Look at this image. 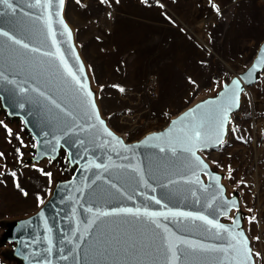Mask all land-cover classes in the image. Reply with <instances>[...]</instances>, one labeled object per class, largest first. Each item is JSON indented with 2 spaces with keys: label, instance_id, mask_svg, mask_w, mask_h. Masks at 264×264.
Listing matches in <instances>:
<instances>
[{
  "label": "water",
  "instance_id": "obj_1",
  "mask_svg": "<svg viewBox=\"0 0 264 264\" xmlns=\"http://www.w3.org/2000/svg\"><path fill=\"white\" fill-rule=\"evenodd\" d=\"M10 3L12 8L0 4V30L12 33L29 47L25 49L0 36V73L7 77L0 79L2 106L9 115L19 117L35 138V161L56 159L63 153L70 168L76 166L73 176L56 185L52 197L35 215L8 225L5 237L17 243L18 255L25 263L172 264L167 243L180 239L188 243L177 244L174 264H243V248L237 244L240 237L233 236L242 233L250 248L248 237L237 220L224 222L238 202L225 197L220 177L199 155L220 144L214 142L213 135L207 146L188 151L183 129L230 95L232 82L238 80L242 91L239 106L228 113L230 120L240 107L242 92L254 82L260 61L230 80L215 97L183 110L163 129L129 143L115 134L99 113L72 31L64 19L65 0L62 5L59 0L51 4L46 0L40 4L36 0ZM21 87L28 89L27 94L20 92ZM186 113L191 116L182 121ZM227 127L228 123L223 141ZM105 128L123 143L108 136ZM211 128L210 123L204 126L205 131ZM161 133L166 134L163 140H148ZM120 209H139L140 215ZM145 211L192 216L148 217ZM96 212L109 215L89 224ZM195 216H205L228 231ZM251 264H255L253 256Z\"/></svg>",
  "mask_w": 264,
  "mask_h": 264
},
{
  "label": "rangeland",
  "instance_id": "obj_2",
  "mask_svg": "<svg viewBox=\"0 0 264 264\" xmlns=\"http://www.w3.org/2000/svg\"><path fill=\"white\" fill-rule=\"evenodd\" d=\"M64 19L100 115L129 143L260 61L224 142L199 155L238 202L224 222L237 220L264 264V0H65ZM36 147L0 99V264H26L5 237L8 225L35 215L76 168L59 173L48 158L35 161Z\"/></svg>",
  "mask_w": 264,
  "mask_h": 264
},
{
  "label": "snow or ice",
  "instance_id": "obj_3",
  "mask_svg": "<svg viewBox=\"0 0 264 264\" xmlns=\"http://www.w3.org/2000/svg\"><path fill=\"white\" fill-rule=\"evenodd\" d=\"M47 4H51L52 0H46ZM64 2V0H59V3L62 5ZM79 2V0H78ZM37 4L41 3V0H36ZM0 4H4L7 5L9 8H12V4L10 3V0H0ZM15 11V9H13V12ZM59 14V13H57ZM49 23V31L51 33V20L49 19L48 21ZM0 36H4L6 37L9 41H11L14 44L20 45L21 47L27 49L29 47L28 44L23 43L21 40L17 39L15 37V35H13L12 33L8 32V31H3L0 30ZM63 62V60H62ZM261 63L264 64V58H262ZM254 69L256 68V65L253 66ZM65 68L66 70L70 72V69H67V65L65 64ZM75 79V76L73 77ZM0 79H7L6 76H4L3 73H0ZM10 83H15L14 81H9ZM233 84V88L231 89V94L228 95L223 101H221L220 103H216L214 108L209 109L208 111H205L201 114L200 118L198 120H195L194 122H191L190 124L186 125L185 128L183 129V140L184 142H186L188 145H190L189 148H187L186 150L188 151H192L193 148H197V147H205L208 145L209 141L212 139L213 135H214V142L218 143V144H222L223 141V135L225 133V126L227 123H229V116L228 113L229 111L233 108V107H238L239 106V92L242 91V89H240V83L238 80H235L232 82ZM81 87H83V85H81ZM33 91H37L36 89H33ZM121 91H123V89H121ZM225 91L228 92V86L225 87ZM20 92L22 94H27L28 89L27 88H20ZM40 96H45V93L43 92H39ZM89 95H91V93H89ZM222 96H224V93L221 94ZM47 98V97H46ZM53 103H55L53 101ZM207 104H214L215 102L213 101H208L206 102ZM20 107H24V104L21 103ZM56 107H60V105H56ZM94 107V104H93ZM198 108H202L203 105H199L197 106ZM63 110V109H61ZM193 112L196 110H192ZM191 116V113H186L185 117H182L181 120L183 121L184 119L188 118ZM101 125H103V121H100ZM206 123H210L212 128L211 131H205L204 130V126ZM176 124V121H173V125ZM105 133L108 136H112L113 139L117 140V143H123L122 141H119L118 138L114 137L113 133L111 131H109L107 128L104 129ZM171 131V130H170ZM166 134H153V136L149 137L148 140H156V141H160L163 140ZM168 143L171 145L172 141L169 140ZM173 151H175V148H172ZM160 151L164 152L165 148L164 147H160ZM194 155V152H193ZM197 159L199 160V158L197 157ZM201 164H203V161H200ZM203 166L205 168H207L206 164H203ZM97 168L101 167V165L97 164L96 165ZM13 176H15V173H12ZM47 175H51V173H47ZM216 179H219L218 177ZM19 186V185H17ZM26 194V193H25ZM156 203L159 204L160 201L156 200ZM89 212H92V209L89 208L88 209ZM119 211L121 212H127V213H131L133 215H140L139 209H137L135 212H133L132 209H120ZM109 215L108 212H96L93 214V220L89 221V224L93 223L95 221V219L101 217V216H107ZM145 216L148 217H159V216H165L167 217L168 215H172V216H184V217H188V216H192L191 213H184V212H172L169 211L167 213H157V212H144ZM194 219H200L205 221L206 223L213 225L215 228H217L218 230H223V231H228V229H225L222 225L219 224H213L212 220L207 219V217L205 216H195L193 217ZM154 223L156 222L155 220L153 221ZM159 226V225H157ZM237 236L240 237V239H237ZM233 239H237V244H241L242 248H243V253H244V262L243 264H251V256L253 255L252 250L250 248H248V242L247 239L243 237L242 233H237L235 236H233ZM259 239V238H257ZM51 243V241H50ZM178 243H183L186 244L188 242L177 239L176 241H173L171 239L168 240L167 243V249L168 251L171 253V261L172 264H174V261L176 259H178L177 257V244ZM202 247V246H201ZM255 255H259V253H256Z\"/></svg>",
  "mask_w": 264,
  "mask_h": 264
},
{
  "label": "crops",
  "instance_id": "obj_4",
  "mask_svg": "<svg viewBox=\"0 0 264 264\" xmlns=\"http://www.w3.org/2000/svg\"><path fill=\"white\" fill-rule=\"evenodd\" d=\"M177 38L180 39V36L177 37ZM171 41H172V44H173V43H174V42H173L174 39H172ZM181 44H183V42H182ZM177 46H178V45H177ZM78 54H79V52H78ZM173 54H174V52H173ZM79 56H80V54H79ZM80 58H81V56H80ZM81 60H82V58H81ZM182 61H183V63H182V65H183V64H184V59H183ZM82 62H83V60H82ZM83 64H84V62H83ZM84 65H85V64H84ZM88 79H89L90 88H91V90L94 92V89L92 88L91 80H90L89 77H88ZM94 95H95V94H94ZM48 159H49V158H48ZM49 162H52V163H50V164L53 165V168H54V170H55L56 172L59 171V173H60V170H62V171L64 172V169H65V170H69V172H70V170H71L70 165H68V163L66 162V160H65V155H64L63 153H61L56 159H49ZM46 163H48V161H47ZM48 164H49V163H48ZM67 180H69V179L62 180L61 182H64V181H67Z\"/></svg>",
  "mask_w": 264,
  "mask_h": 264
},
{
  "label": "bare ground",
  "instance_id": "obj_5",
  "mask_svg": "<svg viewBox=\"0 0 264 264\" xmlns=\"http://www.w3.org/2000/svg\"><path fill=\"white\" fill-rule=\"evenodd\" d=\"M184 16V15H183Z\"/></svg>",
  "mask_w": 264,
  "mask_h": 264
},
{
  "label": "built area",
  "instance_id": "obj_6",
  "mask_svg": "<svg viewBox=\"0 0 264 264\" xmlns=\"http://www.w3.org/2000/svg\"><path fill=\"white\" fill-rule=\"evenodd\" d=\"M125 140V139H124Z\"/></svg>",
  "mask_w": 264,
  "mask_h": 264
}]
</instances>
